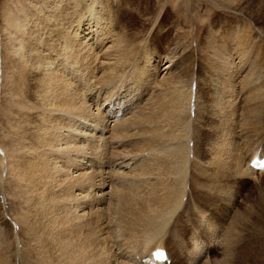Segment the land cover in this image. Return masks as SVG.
Instances as JSON below:
<instances>
[{
    "label": "bare ground",
    "instance_id": "6f19581e",
    "mask_svg": "<svg viewBox=\"0 0 264 264\" xmlns=\"http://www.w3.org/2000/svg\"><path fill=\"white\" fill-rule=\"evenodd\" d=\"M109 4V0H45V5L33 4L36 14L27 15L26 11L18 19L0 10V18L7 22L5 34L13 36L16 62L31 79V97L20 106L32 119L25 126L27 138L22 148L7 147L5 141L15 136L17 115H0L1 143L11 155L17 152L20 160L5 167L7 156L1 153L0 167L5 171L1 175L12 176L19 190L15 187L13 197L22 198L29 207L17 209L22 214L18 225L25 229L26 246L18 249L16 262L142 264L144 255L171 241L166 246L170 264H211L209 254L214 246L217 252L222 243V256L229 254L226 235L230 218L222 219L228 221L223 242L211 240L209 251H204L197 238H206L208 230H194L198 223L192 219L202 211L193 208L183 213L187 216L181 221L188 224L187 228L181 221L178 227L170 223L181 208H176L179 196L169 188V180L178 179L181 184L187 177L189 161L200 169L212 166L220 172L224 168L236 176L244 166L251 176L261 172L256 174L260 176L264 170H254L249 163L253 158H264V153H256L252 144L245 148V142L244 148L249 150L243 154L239 150L242 139L228 141L222 131L219 137L215 135L220 144L208 145L206 167L197 162L189 138L176 135L178 118L183 117L177 111L181 112L185 100L189 107L193 94L181 82L164 79L174 64L169 61L154 70L162 75L159 83L146 75L138 84L134 76L124 84V77L108 69L113 62L104 57L103 46L108 23L112 22ZM220 62L227 66L225 58ZM234 69L237 72L236 66ZM229 78L227 84L216 82L220 95L215 99H223L225 111L235 102L232 89L238 88L234 76ZM122 88L120 96L109 95V89L114 92ZM138 100L143 108L133 113ZM232 117L233 113L226 115L223 124L226 121L227 126ZM6 118L9 134L2 138V120ZM196 151L202 152L203 146ZM201 175L213 178L212 173ZM198 220L210 227L205 217ZM176 231L181 236L179 245L174 243ZM115 238L120 242L118 256L110 245Z\"/></svg>",
    "mask_w": 264,
    "mask_h": 264
},
{
    "label": "rangeland",
    "instance_id": "374dc122",
    "mask_svg": "<svg viewBox=\"0 0 264 264\" xmlns=\"http://www.w3.org/2000/svg\"><path fill=\"white\" fill-rule=\"evenodd\" d=\"M35 3L37 6L45 5V0H0V10L8 11L18 19L26 11L27 15L36 14L33 5ZM109 3L112 22L108 23L107 40L104 43L106 45L103 46L104 57L113 62L108 69L120 75L119 78L124 77L121 82L124 84L133 76L138 80V84L146 75L159 83L162 75L154 70L169 61L174 64L172 70L168 71H171L169 75L167 76L168 72L164 75L167 76L164 79L168 82H181L186 85L185 89H190L193 94L189 107L185 100L181 112L177 111V114H183V117L178 118L180 129L176 135L189 138V148L193 156L196 155L194 159L197 162L206 167L205 162L209 161L208 145L212 146L214 142L220 144L216 136L222 131L227 135L228 141H236L237 137L242 139L239 150L243 154L249 150L245 148L252 144L256 153L263 155L264 0H109ZM62 5L63 1H60V6ZM6 24L7 22L0 18V47L3 48L0 51V115H9L10 112L17 115L15 136L12 140L6 138L5 141L7 147L14 145V149L18 150L27 138L25 126L32 121L27 109L20 107L22 102L31 97V79H28L27 71L22 72L20 64L16 62V56L12 53V47L15 46H12L13 36L5 34ZM222 57L225 58L227 66L220 62ZM235 66L239 71H235ZM138 71H141V74ZM231 74L238 88L232 89L235 102L226 112L222 106L223 99H215L220 95L216 82L227 84ZM105 88L108 90L107 86ZM105 88L98 87L103 91ZM122 91L123 88L114 92L109 89V92H112L109 95L118 97ZM137 92L140 93L138 90ZM114 96L111 99L115 98ZM142 108L143 105L138 100L132 112L136 113ZM230 112L233 117L227 127L226 121L225 125L223 124V118L231 114ZM7 128L6 118L2 120V138L9 134ZM6 146L2 145L0 138V156L3 153L8 161L5 167L19 160L17 152L11 155ZM198 146H203L202 152L196 151ZM186 167L188 174L187 177L184 176L185 180H181L183 186L178 179L170 177L169 180V188L179 196L176 208H181L171 219V225L177 226L185 219L187 214H183L184 212L195 209L202 211L203 214L197 212L193 218L191 214L189 217L198 223L195 224L194 230H208L206 238H197L203 250L208 252L211 240L215 242L219 238L220 242H223L228 221L222 219L229 217L230 225L226 235L229 254L222 256V243L217 252L214 246V252L209 254L210 261L213 260L211 264H264V173L257 176L261 172H255L251 176L245 172L243 166L236 176L224 168L220 172L213 170L212 166L200 169L192 161H189ZM225 172L230 175L229 179ZM1 173L5 171L0 167V260H3V264H18V249L26 246L23 239L26 238V232L18 225L22 214L18 213L17 209L29 207L22 198L13 197L17 185L15 186L12 176H2ZM203 173L206 176L212 173L213 178L205 179L201 175ZM219 176L221 177L216 179ZM201 217H205L207 222L210 221V227L198 220ZM213 218L214 222H211ZM181 223L187 228V223ZM212 230L217 232L216 236L212 234ZM167 231L174 233L170 229ZM176 236L177 243H174L179 245L181 236L177 231ZM189 236L190 234L187 238ZM17 237L20 238L19 241ZM113 240L114 243L110 242V245H113V251L118 256L121 252L120 242L116 238ZM168 242L171 241H165L167 245H163V248L167 249L166 246L170 245ZM24 254H28V251Z\"/></svg>",
    "mask_w": 264,
    "mask_h": 264
},
{
    "label": "snow or ice",
    "instance_id": "6c2138e0",
    "mask_svg": "<svg viewBox=\"0 0 264 264\" xmlns=\"http://www.w3.org/2000/svg\"><path fill=\"white\" fill-rule=\"evenodd\" d=\"M254 166L264 167V164H259V165L254 164Z\"/></svg>",
    "mask_w": 264,
    "mask_h": 264
}]
</instances>
